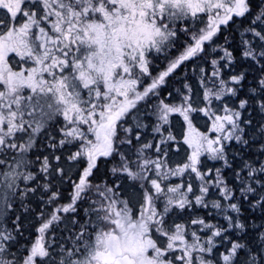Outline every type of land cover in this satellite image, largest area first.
Here are the masks:
<instances>
[{
	"label": "snow or ice",
	"instance_id": "obj_1",
	"mask_svg": "<svg viewBox=\"0 0 264 264\" xmlns=\"http://www.w3.org/2000/svg\"><path fill=\"white\" fill-rule=\"evenodd\" d=\"M251 15V0H0V264H264V223L253 226L255 234L246 239L249 226L238 215L228 214L229 209L239 213L240 207L231 203L235 196L220 169L212 183L228 203L211 201V206L225 213L227 227L193 219L192 225L211 234L202 238L193 231L189 240L187 225L169 221L177 210L192 207L189 194L196 205L208 206L205 196L210 189L208 174L200 170L202 155L227 165L225 142L250 143L245 136L252 121L242 118L241 109L253 101L264 115V63L257 87L249 90L252 95L237 107L224 104L223 115L213 111L214 101L235 97L237 88L230 85H239L245 73L224 80L216 59L211 63L218 83L211 81L209 88L201 77L203 107H193L187 83L176 90L179 103L163 98L164 88L185 62L206 53L208 44H216L222 25ZM245 32L252 34L260 50L251 40H243V57L264 62V0ZM181 33L190 34V42L172 57ZM224 39L227 43L228 37ZM223 51L220 59L231 61L232 53ZM161 56L167 63L153 75V58ZM194 112L211 119L209 132L216 133L215 138L194 126ZM172 114L183 118V143L191 150L175 167L167 158L169 142L176 137L170 130L163 135ZM153 117L152 132L160 139L142 143V130L149 126L143 120ZM259 133L264 136V124ZM41 137L47 141L46 149L75 148L63 158L69 171L81 162L84 166L77 169L69 202L57 204L47 218L39 211L37 218L43 222L36 228V239L30 246L20 245L21 219L34 211L27 201L42 189L41 200L47 195L46 203L55 204L60 193L52 191V181L63 183L68 178L64 167L52 164V159L60 164L62 156L31 158ZM259 153L264 155V143ZM115 157L119 159L109 170L115 182L93 184L99 159ZM37 163L45 183L30 187L38 179L32 171ZM254 163L260 167L245 162L248 178L264 189V181L255 175L264 174V161ZM186 173L203 181L199 195L191 182L169 183L170 177ZM236 176L240 179L241 173ZM240 191L248 199L247 194L257 190L248 184ZM84 201L81 221L77 212ZM251 206L264 211V192ZM17 211L20 214L8 227ZM61 214H71V221L65 222ZM60 224L67 236L58 238L52 230ZM229 229L237 232V238L228 241L231 247L218 258H209L216 247L214 237Z\"/></svg>",
	"mask_w": 264,
	"mask_h": 264
},
{
	"label": "trees",
	"instance_id": "obj_2",
	"mask_svg": "<svg viewBox=\"0 0 264 264\" xmlns=\"http://www.w3.org/2000/svg\"><path fill=\"white\" fill-rule=\"evenodd\" d=\"M261 0H251L252 4V15L249 16L247 19L244 18H236V22L232 23L229 22V25H222L221 31L218 33V38H216V44H208L207 51L204 54H201V58H193L191 61L185 62L184 67L180 68L179 71L173 76L168 85L165 86L164 91L175 93L178 88L183 89V85L185 83L189 84L192 88V102L193 107L198 108L199 105L203 104V87L201 85V77L207 86L211 88L213 80L217 83L219 78L222 77L224 80H228L229 77L232 75H239L241 72L245 73V79L239 85H230L235 86L237 88V95L235 97H230L229 99L224 100V103H220L218 101H214L212 108L216 114H220V111L224 104H228L230 107H237L239 101L241 99H247L252 94L250 93V89L257 87V81L259 80L260 76L262 75L260 69L261 64L264 63L259 60H251L246 59L243 57L242 52L244 50V45L242 43L243 40H251L253 46L255 47L256 51H259V47L257 46V40L253 38L251 33L245 32V29L249 26L251 19L255 16L258 6L260 5ZM241 20L243 22L241 23ZM243 33V35H241ZM189 34L185 36V34H180L179 41L182 40H189ZM225 37H228L227 43L225 42ZM183 41V42H184ZM185 44V42H184ZM217 45L223 46L222 48H217ZM226 48L229 52L232 53L233 59L229 61L228 59L221 60L220 57L224 56L223 49ZM180 47H178V51H180ZM213 49H216L213 51ZM194 59L196 61H194ZM213 59L218 61V65L216 68L219 70L220 77H213L214 67L211 63ZM203 69V73L201 72ZM192 70L193 74L188 76L187 72ZM185 92L187 90H184ZM256 99H259L257 96ZM242 118L244 120L251 119L252 124L251 126L247 127V136L245 139L249 140L250 143L248 145H244L242 143H237L236 141H228L226 143V153H227V165H225L224 161L221 160H212L207 157V155H202L201 161L202 164L200 166V170L202 172H209V177H213V171L216 169H220V175L223 177L224 181L228 184L230 188H232L235 199L231 200V203H236L240 207V212L236 213L233 212L231 209L228 210V214L232 216H239L246 224L249 226L247 229L248 236L246 239H251L252 236L255 234L252 231V227H259L261 223H264V211H262L258 206L252 207L251 205L259 199V196L264 189L260 187V184L256 182V180H249L248 172L250 169L245 168V162L253 163V166L256 168L260 167L259 163H254L256 161H264V155L259 153V148L261 143H264V136H261L259 133V128L261 124H264V115H261L258 108L256 107L253 101H250V106H246V109H241ZM221 115V114H220ZM193 124L194 126L202 133H208V135L215 137L217 134L214 132H209L211 128V119L207 117L204 113H192ZM145 124L149 125L146 129L142 130V136L144 137L143 141L146 142L148 140H152L155 138L156 141H159L160 135H155L152 132L151 125L155 123V119H144ZM185 122L183 118L179 116V114H172L169 118V124L163 126V135H168V130L171 131L172 135L176 138L183 137L182 130L185 131ZM53 133L56 132V126L53 127L51 130ZM56 140L60 139L59 134L55 136ZM170 143V142H169ZM47 141L41 137L40 142L37 144V147L31 153V158L33 160L36 159L37 156L43 159V156H62V161L60 164H57L55 159H52V164L54 167H64L66 171H68V178L65 179L63 183L59 181V179H53L52 184V191H59L60 196L56 200L55 204L48 205L47 202V195L43 196V200H41L42 189L38 191L34 196H31L30 199L27 201L30 204V207L34 210L28 214H25L21 219V224L24 227L23 236L20 238V245H27L30 242V238L34 233V228L43 222L37 218V213L41 210L45 212V218H47V214L52 211V208H55L57 204H66L70 200V196L72 193V181L78 179L77 169H82L84 166V162H81L79 165H73L71 170H68V165L64 162L63 158L67 157L71 152L75 151V148L72 146H66L64 148H57L53 150L51 148H47ZM191 150L188 149V146L185 148L183 154L189 153ZM119 157L105 159L100 158L98 161L99 167L94 170V175L91 177L93 184H98L104 181L108 183H114V178L112 173L109 171L118 161ZM40 164L37 163L33 166L32 171L37 173L38 179L35 184H30V187H36L37 185H42L45 183L43 178V174L39 172ZM241 173V178L237 179L236 173ZM260 181H264V174L257 172L255 174ZM216 179V178H214ZM205 180L208 179L205 177ZM200 184L203 181L199 180ZM250 184L254 188H256L255 195L249 193L248 199H244L241 194V187L244 185ZM209 187V186H208ZM51 193H48L50 195ZM208 201L206 204L207 207L203 205H194L192 203V207L183 211L181 213V217L178 218L176 213H174L171 217H169V221H174L175 223H182L187 225L188 231V239L191 240V233L193 231L197 232V234L202 237L206 238L211 233L207 229H202L201 225L196 224L192 225L191 221L197 213H199V217L201 214V218L204 219L206 222L211 224H218L222 227H227V222L224 220V212L219 209H214L211 206V201H220L222 204L226 205L228 202L223 200V197L219 193H212L208 195V198L205 199ZM82 203V202H81ZM43 206V208H42ZM197 206H199V210L197 213ZM81 207L82 204H81ZM17 209H19V205L17 204ZM80 209V206H79ZM79 209L77 212V216H79ZM190 211H194L195 213L191 214ZM20 214L19 211L13 213L10 217L8 224L11 225V219L15 218V215ZM65 215L66 220H70L69 218L71 214H61ZM200 218V219H201ZM24 234L27 235L26 242ZM225 235L227 239H225ZM243 235V233H240ZM237 238V232L234 229H229L226 234L222 233L220 237H214V242L216 247L214 249V254H208L209 258H218L219 253L224 252L226 248L231 247L229 240H235ZM19 248V245L16 248H13V251H16ZM22 255V251L19 253Z\"/></svg>",
	"mask_w": 264,
	"mask_h": 264
},
{
	"label": "rangeland",
	"instance_id": "obj_3",
	"mask_svg": "<svg viewBox=\"0 0 264 264\" xmlns=\"http://www.w3.org/2000/svg\"><path fill=\"white\" fill-rule=\"evenodd\" d=\"M203 19H204V21L206 22L207 21V16H204L203 17ZM196 27L197 28H200V27H203V24H197L196 25ZM182 34V33H181ZM185 36H187L186 34H185ZM188 39L189 40H182V41H179V39H178V41H177V47L174 49V50H172V52H171V56L172 57H175V56H177V55H179V53L181 52V51H183V48H184V46H185V44H184V42L186 43V42H190V34H189V36H188ZM184 41V42H183ZM178 47H180L181 49H180V51H178L177 49H178ZM201 58V55H200V57L199 58H197V59H200ZM194 61H196L195 59H194ZM165 65L166 64H164V65H162V66H160L159 65V70H156V74L159 72V71H161L164 67H165ZM157 68V67H156ZM187 74H188V76H190L191 74H193V72H192V70H190V71H188L187 72ZM168 90L167 91H165V92H163V98H166V99H168V102L169 103H179V97L177 96V94H176V92L175 93H172V96H171V98H168ZM204 106V104H201V105H199L198 106V108H201V107H203ZM203 113V112H202ZM221 115H223L224 113L223 112H221L220 113ZM220 114H218V115H220ZM154 118V117H153ZM143 123L145 124V121L143 120ZM211 126H212V121H211ZM182 132H184V130H182ZM134 138V137H133ZM213 138H215V137H213ZM142 143L144 142L143 140L141 141ZM170 145H171V147L168 149V163H169V166L170 167H175L177 164H182L184 161H185V159H186V156H187V154L185 153V154H183V152H184V150H185V148L187 147V145H185L184 143H183V137H181V138H176V141L175 142H170ZM153 152L155 151L154 149L152 150ZM161 155H163V153L161 154ZM208 157V156H207ZM208 175L206 176V178L208 179V186H209V189H210V191H209V193L208 194H206V196H205V199H207L208 198V195H210V194H212V193H217L218 192V190H217V187L212 183L213 181H215V179L214 178H216V171H213V177H209V172H206ZM115 182V181H114ZM188 182H191V183H193V185H194V194L195 195H199L200 194V192H199V188H200V182L198 181V179L195 177V174H188V173H186V174H184L182 177L181 176H177V177H170L169 178V183H171V184H176V183H184L185 185L188 183ZM189 199L192 201V203L195 205V201H194V195L193 194H189ZM208 201H205V203H207ZM81 204H82V206L83 207H81ZM79 206H80V209H79V216H77L79 219H81V221H83V217H84V208H86L87 207V201H84V202H82V203H80L79 204ZM199 210V206H197V210H195V212L197 213V211ZM183 211H181V210H177V213H176V215H177V217L178 218H180L181 217V213H182ZM191 212V214H193V213H195L194 211H190ZM63 216H65V215H63ZM69 218H71L72 219V216H70ZM194 218H201V214H200V217H199V213H197L196 214V216H194ZM71 219L69 220H66L65 222H69V221H71ZM42 222H40V224H41ZM39 224V225H40ZM8 227H10V223L8 224ZM63 227H64V224H60V227L59 228H53V230L52 231H54L55 233H56V235H57V237L59 238L60 236H67V233L66 232H61V229H63ZM56 230H59V231H56ZM34 231H35V228H34ZM59 232V233H58ZM59 234V235H58ZM38 234L36 233V236H37ZM47 236H51L52 235V232H49V233H47L46 234ZM22 238V237H21ZM36 238L34 237V240H35ZM33 240V241H34Z\"/></svg>",
	"mask_w": 264,
	"mask_h": 264
},
{
	"label": "flooded vegetation",
	"instance_id": "obj_4",
	"mask_svg": "<svg viewBox=\"0 0 264 264\" xmlns=\"http://www.w3.org/2000/svg\"><path fill=\"white\" fill-rule=\"evenodd\" d=\"M162 63H164V60H159V59H157L156 60V58H153V63H152V66L150 67V71L152 72V74L153 75H155V66L157 65V66H159L160 64H162ZM165 92V91H164ZM39 226V225H38ZM38 226H36V228L38 227ZM36 228H35V231H34V233L32 234V236H31V238H30V242L29 243H27V245H29L30 246V244L33 242V240H34V237L36 238L37 236H36ZM56 231H59V230H56ZM49 233V232H48ZM59 233V232H58ZM38 234V233H37ZM59 235V234H58ZM24 237H25V242H26V237H27V235L26 234H24ZM26 245V244H25ZM23 253V252H22ZM24 254V253H23ZM22 254V255H23Z\"/></svg>",
	"mask_w": 264,
	"mask_h": 264
}]
</instances>
